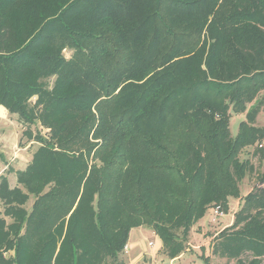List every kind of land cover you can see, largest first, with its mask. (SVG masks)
<instances>
[{
	"label": "trees",
	"instance_id": "16d2710c",
	"mask_svg": "<svg viewBox=\"0 0 264 264\" xmlns=\"http://www.w3.org/2000/svg\"><path fill=\"white\" fill-rule=\"evenodd\" d=\"M262 89L264 0H0V105L38 144L0 175V264H127L134 226L177 257L240 197ZM236 211L213 252L264 264V188Z\"/></svg>",
	"mask_w": 264,
	"mask_h": 264
},
{
	"label": "rangeland",
	"instance_id": "374dc122",
	"mask_svg": "<svg viewBox=\"0 0 264 264\" xmlns=\"http://www.w3.org/2000/svg\"><path fill=\"white\" fill-rule=\"evenodd\" d=\"M63 52L65 56H70V52L68 50H64ZM257 98L258 100L262 99V103L253 123L256 126L262 128L264 127V89H262L258 93ZM247 105L249 104L247 103ZM244 120L245 112L242 113L232 111L231 115L228 118L229 129L232 135L237 133L240 127V122ZM21 129L22 126L18 122L17 116L15 114H9L6 108L3 105H0V175L1 172L5 171L8 167H11L13 170L9 173L11 185H13L14 183L16 184L17 175L14 173V171L16 169L25 168V166L31 160L30 157L32 155V152L38 146V144L30 142L27 144L24 143L23 145L19 144L18 139L21 134ZM262 136H264V134ZM22 139L24 140L25 138ZM260 139L255 141V143L243 147L239 151L240 158L249 159L250 163H252L254 167V169L240 181V197H238V199L237 197L230 198L226 211L224 210L225 208L223 209V207H221L223 214L221 216H218L216 221H212V212H210L211 206H209V210L206 209V213L201 218H199L201 219L200 222L208 227L205 231H202L203 233L200 231L199 236L193 235L190 241L193 242L192 239H194V242L195 240H198L200 246L202 247V252L200 253L197 248H194L193 246L191 247L189 244H187L186 248L189 251L184 250L179 253L177 257L170 258L166 254H164L162 250H160L162 242L152 228L145 226H134L133 228H131L128 241L135 243L132 247V249L134 248V252H138V250L144 251L145 254L142 255L140 260L141 263H143L142 260L145 259L144 262L148 264H238L236 262V259L234 258H228L226 256L215 254L212 249V242H216L215 238L221 231V229L229 226L233 222V219L237 212L236 210H238L244 195L249 193V191L259 187L261 184V181L259 180V173L263 168L261 166L260 155L254 148L256 147V144ZM32 200L33 198L31 197L27 201V208H30ZM237 201H240L239 204L237 203ZM208 240L209 242H207ZM149 241H151V244L149 243ZM203 242H207V244H202ZM121 257L127 264H129L128 261L131 257L128 253L124 251ZM242 258L244 260H248L250 258V255L244 253L242 254ZM105 264L112 263L109 261Z\"/></svg>",
	"mask_w": 264,
	"mask_h": 264
},
{
	"label": "crops",
	"instance_id": "0c3cea01",
	"mask_svg": "<svg viewBox=\"0 0 264 264\" xmlns=\"http://www.w3.org/2000/svg\"><path fill=\"white\" fill-rule=\"evenodd\" d=\"M9 182H10V179H9ZM14 185V184H13ZM238 199V197H237ZM240 202V201H239ZM239 202L237 201V203L239 204ZM209 210V207L207 208ZM201 219H198L197 221H195L193 224H192V228H191V231H190V234H189V240L187 241V244H189L191 247L193 246L194 248H197L199 250V252L201 253L202 252V247L200 246V243L198 240H195L194 242V239L193 242H191V238L193 235H196V236H199V233L200 231H205L207 229L208 226H205L202 222H200ZM225 228V227H224ZM203 233V232H202ZM201 233V234H202ZM195 237V236H194ZM200 240V239H199ZM128 244H127V249H126V253H128L130 255L131 258H129L130 260L128 261L129 264H148L146 262H144L145 259H143V263H141V257L144 253L143 250H138V252H134V248L132 249V247L134 246L135 243H132V242H129L127 241ZM209 242V240L207 241ZM207 242H203L202 244H207ZM214 242H212L213 244ZM162 247V245H161ZM161 247H160V250H161ZM185 250H188L187 248H185ZM189 251V250H188ZM150 256V255H149ZM144 257V256H143ZM148 258V257H147ZM152 263V261H151Z\"/></svg>",
	"mask_w": 264,
	"mask_h": 264
},
{
	"label": "built area",
	"instance_id": "2783aa9c",
	"mask_svg": "<svg viewBox=\"0 0 264 264\" xmlns=\"http://www.w3.org/2000/svg\"><path fill=\"white\" fill-rule=\"evenodd\" d=\"M257 148L263 149L264 148V136L257 142L256 144ZM259 186V185H258ZM259 188H264V182L260 184ZM210 212H212V221H216L218 216H221L223 214V211L221 210V205H211ZM151 244V241H149Z\"/></svg>",
	"mask_w": 264,
	"mask_h": 264
}]
</instances>
